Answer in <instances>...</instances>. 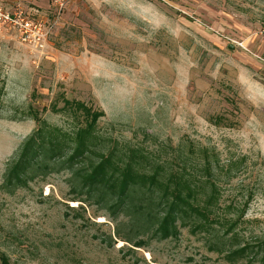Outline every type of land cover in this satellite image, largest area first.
Instances as JSON below:
<instances>
[{
	"label": "rangeland",
	"instance_id": "374dc122",
	"mask_svg": "<svg viewBox=\"0 0 264 264\" xmlns=\"http://www.w3.org/2000/svg\"><path fill=\"white\" fill-rule=\"evenodd\" d=\"M17 9L50 30L33 45L0 21V184L37 127L29 109L71 133L82 116L57 109L77 100L103 112L94 160L138 147L171 169L207 152L219 212L238 223L178 224L136 248L64 169L0 189V264H264V0H0Z\"/></svg>",
	"mask_w": 264,
	"mask_h": 264
},
{
	"label": "trees",
	"instance_id": "16d2710c",
	"mask_svg": "<svg viewBox=\"0 0 264 264\" xmlns=\"http://www.w3.org/2000/svg\"><path fill=\"white\" fill-rule=\"evenodd\" d=\"M1 103L0 93V107ZM65 109L80 114L84 125L70 133L49 126L37 110L29 109L37 127L5 169L1 190L11 194L29 180L67 169L71 174L67 182L77 193L75 198L107 209L115 223V237L136 248L146 246L149 238L177 237L179 225L194 223L202 229L214 223L225 234L235 228L238 219L219 212L215 166L207 152H203L202 161L180 152L177 167L171 169L152 161L138 147L128 149L124 157L100 152L94 160L95 126L103 112L81 101L63 99L57 110ZM199 193L204 195L198 197ZM120 214L126 220H119ZM249 247L244 243L228 252L233 257ZM1 260L9 264L3 255Z\"/></svg>",
	"mask_w": 264,
	"mask_h": 264
},
{
	"label": "built area",
	"instance_id": "2783aa9c",
	"mask_svg": "<svg viewBox=\"0 0 264 264\" xmlns=\"http://www.w3.org/2000/svg\"><path fill=\"white\" fill-rule=\"evenodd\" d=\"M55 5V9L60 12L67 0H52ZM58 12V13H59ZM0 21L18 26L19 32L25 42L33 43V45H41L47 34L49 33V27H46L43 23L23 17L22 10L17 9L13 13L0 12Z\"/></svg>",
	"mask_w": 264,
	"mask_h": 264
}]
</instances>
